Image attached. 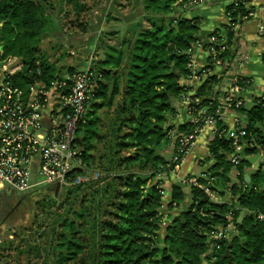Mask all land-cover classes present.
Here are the masks:
<instances>
[{
    "label": "trees",
    "instance_id": "obj_1",
    "mask_svg": "<svg viewBox=\"0 0 264 264\" xmlns=\"http://www.w3.org/2000/svg\"><path fill=\"white\" fill-rule=\"evenodd\" d=\"M66 1L76 14L85 8L79 0ZM200 1L144 0L143 14L126 25L127 34L117 44H104L103 58L93 68L97 78L92 97L75 138L85 166L70 172L72 177L92 171L101 176L65 186L68 192L87 184L91 188L81 196L78 208L63 216L53 264H264V219L258 218L264 216V168L250 174L249 185L243 173L247 162L241 159L240 173L231 183L228 154L234 147L221 120H216L215 136L208 143L212 164L197 180L209 181L218 195L228 190L231 203L204 199V189L190 184V203L184 209L167 219L160 211L163 187L158 176L173 168L164 156L171 139L168 121L176 113L174 100L188 90L181 82L190 75L189 51L200 28L199 18L185 12ZM248 3L234 0L226 7V42H231L234 24L254 11ZM58 29L40 1L0 0L1 57L18 56L22 61L21 70L8 77L14 85L27 88L35 80L49 85L57 78L58 69L40 44ZM212 34L219 37L220 30ZM217 57L226 61L232 55L224 49ZM74 72L69 69L70 75ZM220 80L207 74L194 94L199 100L190 106H208L213 112L217 106L213 92ZM237 84L248 85L242 79ZM237 110L246 115L241 141L253 144L245 147L246 155L264 150V94L250 107L242 104ZM195 126L186 122L177 130L190 133ZM180 150L176 143L175 153ZM184 193L180 184L172 185L171 199L177 206ZM230 210L238 234L222 241L214 259L205 256L209 229L225 222Z\"/></svg>",
    "mask_w": 264,
    "mask_h": 264
},
{
    "label": "built area",
    "instance_id": "obj_2",
    "mask_svg": "<svg viewBox=\"0 0 264 264\" xmlns=\"http://www.w3.org/2000/svg\"><path fill=\"white\" fill-rule=\"evenodd\" d=\"M252 15L253 12H250L249 17ZM239 23L237 21L234 24L233 35ZM258 30L261 31L260 27ZM219 35L217 37L211 34L209 43L205 46L210 57L207 71L212 72L218 67H224V72L217 73L221 81L213 94L217 100V106L213 112H209L208 106L193 109L190 104L199 99L194 96L195 92L189 94L191 88L187 86L188 90L182 94V97L188 102L190 112L194 114L192 123L196 126L190 133L180 132L177 127L168 131L174 146L178 143L181 148L180 152L174 153L169 160V164H173L171 170L182 161L205 125L213 124L211 132L213 138L216 120L223 122L228 110L238 111L237 108L242 105L239 92L251 82L246 77L231 78L228 75L231 61L217 57L220 48H224L222 44L227 43L226 34L221 32ZM194 44L199 45L198 40ZM214 44L221 47L216 49ZM16 58L8 57L4 60L6 62L3 61V74L0 78V188L25 194L41 187L60 190L61 186H71L99 178L101 173L98 171L84 172L77 174L76 177L70 175L75 167L84 168L85 166L75 138L78 126L84 122V115L92 97L97 78L96 71L89 67L75 70L69 78L71 80L69 85L66 80L56 78L49 85L35 80L27 88H22L14 85L8 78L22 68L21 59ZM16 61H18L16 68L5 70L6 63L12 64ZM190 66L191 61L188 64L189 69ZM189 77L203 81L206 76L193 72ZM240 79L248 85L237 84ZM233 120L232 130H228L226 126V132L225 130L222 132H225L226 136L232 140L234 148L228 154V158L232 167L237 168L242 159L238 150L253 144L248 140L241 141V137L246 134L244 129L246 122L238 116H234ZM259 152L261 157L264 150L259 148ZM182 182L201 187L211 200L222 202L219 195L209 187V181L202 184L195 178H184ZM234 182L236 181L231 180V183ZM161 194H164L163 188ZM231 198L226 202L230 204ZM224 217L225 222L213 225L207 233L208 246L204 255L211 256L212 259L215 258V252L221 248L222 241L229 240L238 234L232 211L226 212ZM258 218L264 219V216L259 214ZM161 222L165 223L163 218Z\"/></svg>",
    "mask_w": 264,
    "mask_h": 264
},
{
    "label": "crops",
    "instance_id": "obj_3",
    "mask_svg": "<svg viewBox=\"0 0 264 264\" xmlns=\"http://www.w3.org/2000/svg\"><path fill=\"white\" fill-rule=\"evenodd\" d=\"M107 8L98 16L97 29L95 27L94 31L89 27V32H87L83 39L84 40V52L89 55L87 61H76L73 64H68L67 67H58L57 78L60 80H66L70 78L69 69H80V68H96L94 65L96 62L103 58L104 43L100 37L101 31L105 29H111L116 31L115 34L118 35L119 41L126 32V25L135 22L143 14L144 0H107ZM233 0H201L199 3L191 5L186 9L185 14L188 16H196L199 18V31L197 33L198 44L192 45L190 50V74L191 73H202L204 76L207 74H215L224 72V67H218L212 72L206 70L202 71L209 64V54L205 49V46L209 43V38L211 34L216 30H220L226 34L223 25L227 22L226 18V7L231 4ZM130 5L132 11L129 14H123L120 12L116 6ZM254 8L252 17L239 21L235 29V34L231 38V42H227L224 48L221 50H228L232 57L230 60V66L228 68V75L232 77H246L251 80L250 84L244 87L240 92L239 96L242 99V104L244 107H250L253 103V99L257 96L264 94V0H249L247 4ZM107 9V11H106ZM117 22L119 25L107 26L106 23L109 21ZM115 20V21H114ZM111 27V28H110ZM260 27L261 31L258 30ZM92 31V32H90ZM85 41L87 43H85ZM106 44V43H105ZM110 44V43H109ZM112 44V43H111ZM0 49V61L3 62L1 58L2 45ZM42 50V48L40 47ZM95 49L98 51L95 53ZM70 53V52H69ZM73 54V52H71ZM20 59V58H16ZM6 62V61H4ZM3 62V63H4ZM2 69V66L0 67ZM3 70V69H2ZM1 72L3 73V71ZM0 74V78H1ZM221 81V80H220ZM183 85L191 88L189 94H193L196 89L201 85L202 80H197L196 78H191L187 76L181 82ZM220 83V82H219ZM218 85L214 88V90ZM214 93V92H213ZM174 106L176 113L168 121V125L177 127L186 122L194 121V114L190 112L188 108V102L184 100L182 95L174 100ZM238 116L243 122H246V115L243 111H226L223 123L227 126L228 130H232L234 125L233 117ZM213 124H207L204 126L202 131L196 136L194 145L185 153L182 161L178 164L176 168L170 170L169 173H164L159 175L162 187L164 189V194L162 195V206L161 214L166 219L168 215L177 214L179 211L184 209L190 203L189 195V184L183 183L184 178H195L198 179L212 164V159L208 152V143L212 139L211 132L213 130ZM244 148L239 149L242 157L254 156L246 155ZM259 152V150H258ZM175 153L174 141L169 140L168 144L164 147V156L169 160ZM247 162V166L243 168L244 175H249L256 172L254 164ZM260 168L263 167L264 163V152L259 158ZM259 168V169H260ZM258 169V170H259ZM240 173L238 168H233L230 171V178L232 181L237 180V176ZM181 181V182H180ZM181 184L184 190L183 200L180 202L179 206L176 202L172 201V185ZM12 194V193H11ZM2 195L7 197L6 194H1L0 192V225H1V198ZM230 192L226 190L223 195H219L220 200L228 201L231 196ZM15 199V198H14ZM169 202L172 203L173 207L170 208ZM244 212H241L238 217V221H241ZM236 236V235H234ZM233 237V236H232ZM231 237V238H232ZM230 238V239H231Z\"/></svg>",
    "mask_w": 264,
    "mask_h": 264
},
{
    "label": "rangeland",
    "instance_id": "obj_4",
    "mask_svg": "<svg viewBox=\"0 0 264 264\" xmlns=\"http://www.w3.org/2000/svg\"><path fill=\"white\" fill-rule=\"evenodd\" d=\"M36 1H40L53 15L59 28L55 34L45 36L40 44L50 61L57 69L67 67L68 64L76 61H87L90 54L84 52L83 37L89 32V27L94 31L100 25L98 16L107 8V0H79L85 5L79 14H76V10L66 0ZM130 7V5L116 6L123 14H129L132 11ZM116 23L110 20L106 23V28ZM109 32L111 29L101 31L102 42L117 44L118 35ZM96 52L98 51L95 49ZM17 63L18 61L12 64L6 63L5 70L16 68ZM1 70L0 74H3ZM55 73L57 75L58 70ZM90 188L91 186L87 184L77 190L70 189L68 192L69 188L65 186H61L60 190L41 187L19 200H12L11 190L0 188L1 194L7 196L1 198L0 264H53L58 252L57 234L63 216L78 208L81 196Z\"/></svg>",
    "mask_w": 264,
    "mask_h": 264
},
{
    "label": "water",
    "instance_id": "obj_5",
    "mask_svg": "<svg viewBox=\"0 0 264 264\" xmlns=\"http://www.w3.org/2000/svg\"><path fill=\"white\" fill-rule=\"evenodd\" d=\"M0 49H1V46H0ZM2 65H3V62L0 61V67ZM259 158H260V152H257L254 156L242 157L243 160L253 163L256 171L260 168ZM245 180L249 185L251 184V178L249 175H245ZM204 199H207L206 195L204 196ZM229 246H230V243L228 244V248H226L224 255H227L229 253Z\"/></svg>",
    "mask_w": 264,
    "mask_h": 264
},
{
    "label": "flooded vegetation",
    "instance_id": "obj_6",
    "mask_svg": "<svg viewBox=\"0 0 264 264\" xmlns=\"http://www.w3.org/2000/svg\"><path fill=\"white\" fill-rule=\"evenodd\" d=\"M12 195V196H11ZM10 196L12 197V200L15 198V199H21L22 197H24V194H20V193H17V192H13ZM4 196V195H2ZM9 196V197H10ZM5 199V198H4Z\"/></svg>",
    "mask_w": 264,
    "mask_h": 264
}]
</instances>
